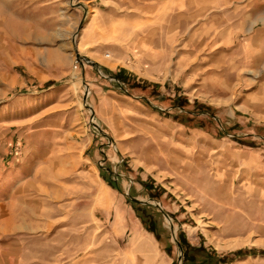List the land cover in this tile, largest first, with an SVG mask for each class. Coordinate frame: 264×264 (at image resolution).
Segmentation results:
<instances>
[{"label": "rangeland", "instance_id": "obj_1", "mask_svg": "<svg viewBox=\"0 0 264 264\" xmlns=\"http://www.w3.org/2000/svg\"><path fill=\"white\" fill-rule=\"evenodd\" d=\"M262 213L264 0H0V264H264Z\"/></svg>", "mask_w": 264, "mask_h": 264}, {"label": "trees", "instance_id": "obj_2", "mask_svg": "<svg viewBox=\"0 0 264 264\" xmlns=\"http://www.w3.org/2000/svg\"><path fill=\"white\" fill-rule=\"evenodd\" d=\"M122 78L121 74L117 75ZM152 232H155L154 229H149ZM159 238V236H157ZM178 243L184 248V264H221L229 262L218 255L215 250L209 251L203 245L194 246L188 242L183 234L178 237ZM238 254H241L242 251H238Z\"/></svg>", "mask_w": 264, "mask_h": 264}, {"label": "crops", "instance_id": "obj_3", "mask_svg": "<svg viewBox=\"0 0 264 264\" xmlns=\"http://www.w3.org/2000/svg\"><path fill=\"white\" fill-rule=\"evenodd\" d=\"M234 200V199H233ZM232 200V201H233ZM263 212V211H262ZM262 214H264V213H262ZM250 219L251 220H257V219H261V220H264V215L260 218L258 215H253V216H251L250 215ZM253 233H254V238H257L258 240H260V242L262 243L263 241H262V238H264V226L263 225H261V224H259L258 223V226H257V228L255 229V231L254 232H252L251 234H249V235H247V237H251V235H253ZM237 234H240L241 235V233H237ZM237 234H235V235H237ZM239 235V236H240ZM238 236V237H239ZM248 239L249 238H247L246 239V242H244L245 244H248L247 243V241H248ZM245 246V245H244ZM244 246H240V247H242V248H245ZM254 253H256V252H254ZM254 253H252V254H254Z\"/></svg>", "mask_w": 264, "mask_h": 264}, {"label": "water", "instance_id": "obj_4", "mask_svg": "<svg viewBox=\"0 0 264 264\" xmlns=\"http://www.w3.org/2000/svg\"><path fill=\"white\" fill-rule=\"evenodd\" d=\"M92 64H93L94 67H96L97 69H99L100 72H102V71L100 70V66H99V64L94 63V62H92ZM129 197H130L133 201H135V202L145 203V202H142L141 200H139V199H137V198H134V197H132V196H130V195H129ZM177 243H178V242H177ZM178 246H180L179 243H178Z\"/></svg>", "mask_w": 264, "mask_h": 264}, {"label": "bare ground", "instance_id": "obj_5", "mask_svg": "<svg viewBox=\"0 0 264 264\" xmlns=\"http://www.w3.org/2000/svg\"><path fill=\"white\" fill-rule=\"evenodd\" d=\"M218 172H220L218 170ZM219 174V173H218ZM220 176V175H219ZM220 182V189H224L225 187H227V185H229V183H227L223 178L219 181ZM228 188V187H227ZM252 196V195H251Z\"/></svg>", "mask_w": 264, "mask_h": 264}, {"label": "built area", "instance_id": "obj_6", "mask_svg": "<svg viewBox=\"0 0 264 264\" xmlns=\"http://www.w3.org/2000/svg\"><path fill=\"white\" fill-rule=\"evenodd\" d=\"M80 66V62L79 61H75V68L77 69Z\"/></svg>", "mask_w": 264, "mask_h": 264}]
</instances>
